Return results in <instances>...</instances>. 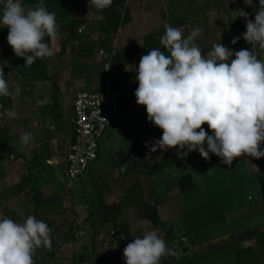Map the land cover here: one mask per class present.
I'll return each instance as SVG.
<instances>
[{
    "label": "crops",
    "instance_id": "obj_1",
    "mask_svg": "<svg viewBox=\"0 0 264 264\" xmlns=\"http://www.w3.org/2000/svg\"><path fill=\"white\" fill-rule=\"evenodd\" d=\"M52 1L49 0V5L46 7L49 12H54ZM128 2L129 7L126 0L125 9L128 10L129 21L121 26L108 42H100L98 34L92 32V28L97 30L98 24L104 18L102 10H100V17L92 25L94 18L88 0H67L63 3L59 8V13L63 16L55 14L60 38L54 42L48 41L50 46L56 50V54L51 58H39L38 73L29 72L22 58L14 54L13 49L7 43V35L0 42L4 43L0 45V65H3L10 91L16 93L17 88L19 89L18 94L14 93L16 105L13 104L14 99L11 97L12 108H15L17 115L15 120L12 119V122L16 123L15 134L13 127L10 126L9 141L10 145L18 153L24 155L28 162L19 160L13 163L21 162L23 167L27 164L29 167L27 173L30 170L34 175L42 168L47 174L48 171H52L55 175L56 171L53 166H61L63 173L60 160L73 141L74 98L81 91L100 92L105 89L107 86L105 75L107 74L104 71L99 51L101 49L110 50L113 47L117 50V56L110 72L113 77L110 86L113 91L125 97L124 103L129 101L131 111L126 118L118 116L115 120L113 118L110 132L119 134L124 141L125 149L129 151L118 149L109 152L104 162L103 178L97 185L99 191L93 204L98 205L101 202L107 206L116 203L127 204L129 207L121 211L113 224L126 225L129 239L121 243L117 253L102 252L99 256H95L96 242L95 238H92L88 244L83 246V251L86 250L84 256L89 259L86 262L81 261L82 264H93L92 261L99 264H125L123 249L126 245L136 237L142 238L145 232L153 229L157 230L158 235L166 245H169L166 238L172 236L169 237L165 233L169 228L168 224L176 218L184 220L187 212H183L180 207L182 203L179 199L185 192L180 189L179 179L188 176L195 184L193 168L189 166L188 171L183 175L173 172L163 177L162 190L164 193L156 194L155 182L159 174L167 172L168 168L173 165L189 162V156L200 154L198 151H192L182 159L177 155L175 148L167 151L159 149L155 152L150 151L151 145L162 136V130L148 121L145 107L136 103L134 93L138 87V81L135 80V69L139 66L141 56L146 55L153 48H161V51L168 54L160 44L166 23L180 29L185 37L191 30L201 28L202 34L193 43L202 49V54H206L213 43L219 42L235 51L250 49L251 46L243 38L235 44L231 43L233 38L242 37L246 31V21L242 17H237L236 11L242 9L250 13L249 19L254 21L256 9L259 6L258 1L253 7H244L245 0H239V2L230 0L231 12L229 7L223 6L219 0H128ZM70 20L84 21L82 25L87 26V34L71 41L68 26ZM76 40L80 42L79 45L75 44ZM126 48H128L127 51ZM121 66L124 68L121 69ZM203 127L209 135L212 134L207 124ZM26 132L32 134L33 140L25 146L22 145L20 136ZM146 142L149 145L147 147ZM100 156L101 145L99 158ZM131 156L134 158L131 159ZM209 156L210 166L216 171L228 169L227 171L232 174L236 171H245L254 182L264 179V157L255 159L241 156L236 158L229 167L221 163V159L215 154L209 153ZM122 170H125V173H122ZM246 186L249 187V183H246ZM261 191H263L261 192L263 199L256 205L236 210V214L240 212L238 215L231 214L228 206L211 204L214 207L213 213L219 214V226L211 225L212 223L208 220L200 226H188L183 234L187 242L181 248L183 251L186 247L188 251L183 253L182 257L198 249L200 256L197 258L202 259L204 254L214 252L215 247V253L229 252L239 264H252L248 250L257 248L260 240L258 236H249V233L252 234L255 230L262 231L264 228V189ZM237 193H234L235 197L232 198L231 204L239 201ZM249 200L253 201L251 198ZM142 202L157 209L160 218L159 225H153L147 217H142L145 213L142 212L140 217L134 210L133 207ZM225 212L226 216L222 215ZM242 218L248 222L246 228L234 231L230 225ZM225 222L228 223L224 224ZM250 222H252L251 225ZM113 226L107 225L108 228H114ZM174 244L175 241L170 243V249L173 250ZM205 245L209 247L203 248ZM261 254L264 255V252ZM254 255H257L256 252ZM167 256H163L160 263ZM256 258L261 259L260 255ZM261 261L259 264L264 263V259ZM174 264H184L183 258L175 259Z\"/></svg>",
    "mask_w": 264,
    "mask_h": 264
},
{
    "label": "clouds",
    "instance_id": "obj_2",
    "mask_svg": "<svg viewBox=\"0 0 264 264\" xmlns=\"http://www.w3.org/2000/svg\"><path fill=\"white\" fill-rule=\"evenodd\" d=\"M112 2L88 0L98 10ZM258 4L254 21L249 19L250 13L236 11L237 17L245 19L246 31L231 43L243 38L250 49L235 51L219 42L202 54L193 43L202 34L201 28L185 37L180 29L166 23L160 44L168 54L153 48L141 56L135 69L136 103L145 107L148 121L162 130L150 151L175 148L182 159L198 151L205 160L212 153L229 167L241 156L264 157V0ZM0 27L8 28L7 43L17 57L24 58V66L56 54L45 38L58 40L59 26L55 13L49 12L42 0L27 8L20 0H5ZM4 77L0 65V96L18 94V88L15 94L10 91ZM16 115L14 109L0 113L9 119ZM20 140L26 146L33 136L22 133ZM51 231L33 215L22 223L0 218V264H35V250L52 247ZM175 254L155 229L132 239L123 249L125 264H160L163 256Z\"/></svg>",
    "mask_w": 264,
    "mask_h": 264
},
{
    "label": "rangeland",
    "instance_id": "obj_3",
    "mask_svg": "<svg viewBox=\"0 0 264 264\" xmlns=\"http://www.w3.org/2000/svg\"><path fill=\"white\" fill-rule=\"evenodd\" d=\"M236 1L239 2V0ZM256 1L258 0H245L244 7H253ZM219 2H221L223 6L229 7V10L232 12L230 0H219ZM88 5L90 10H92V16L94 18V21H92L93 25L100 17L101 12L91 4L88 3ZM128 5L129 2L127 0V6ZM236 5H239V3H236ZM0 13H2V8H0ZM6 29L7 27H0V32ZM2 40L3 39H1L0 42H2ZM1 44L4 43H0V45ZM261 58L264 59V56ZM108 77L112 84V73H110ZM108 77L105 75L106 83ZM13 99V104L16 105L15 95ZM12 107L11 104V108L9 109H13ZM130 107L129 101L124 103L120 112L114 117V120L117 116L122 118L128 117L131 111ZM0 118H2V116H0ZM2 121H4V123L8 122V125L13 127L15 134V121L12 122V119L9 118H5ZM111 125L100 141L101 156L99 160L92 165L91 173L69 184L64 178L60 168L61 166H53L56 171L55 175L52 176V171H48L46 175L50 180L47 183L44 182L45 184L42 182L44 184L41 189L42 196L36 200L33 199L30 190H28L31 185L27 187V194H22L20 191V183L23 179V175L27 174V169H29V167L26 164H24L23 167L21 162H11L10 158L3 156L2 150L0 149V172L3 173V175H0V218L8 217L15 222L22 223L28 215L35 216L31 207L37 206V216L35 217L45 222L49 228L52 229V247L50 249L41 247L35 250L33 259L36 264H82L79 257L84 256L86 253V250L83 251V246L88 244L92 238H95L97 227L100 225V218L95 216L93 203L99 191L97 185L103 178L102 172L105 168L104 162L106 157L109 152L118 149H124L126 152L129 151L125 149L124 141L119 134H111ZM13 145L17 147L16 144ZM189 157V162L186 161L182 165H173L168 168L167 172L159 174L156 177V194L160 195L164 193L162 190L163 177L173 172L183 175L188 171L187 168L189 166L193 168L195 188L192 191L185 192L179 199L180 203H182V205H180L182 208L181 210L187 212L185 213L184 220L176 218L168 224L169 228L167 230L174 229L172 237L166 238L169 242V245H167L168 248H170V243L172 241H175V243L181 242L183 234L186 232L188 226H200L207 223V220L212 223L211 225L219 226V214L213 213L214 207L211 204H223L226 207L228 206L231 214H233L236 210L239 211V209L256 205L263 199V197H261L263 191L261 190L264 189V179H260L259 182L255 181V183L245 171H236L233 174L227 171L228 169L216 171L210 166L209 161L205 160L200 155ZM39 179L37 177L38 184L41 183ZM246 183H249V187L246 186ZM235 192H238V200L240 203L239 201H235V204H231L232 198L235 197ZM210 198H214V200L211 201ZM249 198L253 201H250ZM239 213L235 214L238 215ZM222 215L226 216V212L225 214L222 213ZM227 223L228 222H225L224 224ZM247 223L248 222L242 218L230 225V227H233L234 231L244 230ZM251 223L252 222L249 224L251 225ZM219 240L221 241L222 239ZM208 247L209 245H205L203 248ZM95 248V256H99L102 252H108L102 251L97 246ZM215 249L214 247V252L212 251L204 254L202 259L197 258L200 256L197 249L195 252L188 253L186 257H182L183 262L184 264H239L229 252L215 253ZM254 251L257 254L256 257L260 255L261 259H264V255L259 253L256 248Z\"/></svg>",
    "mask_w": 264,
    "mask_h": 264
},
{
    "label": "built area",
    "instance_id": "obj_4",
    "mask_svg": "<svg viewBox=\"0 0 264 264\" xmlns=\"http://www.w3.org/2000/svg\"><path fill=\"white\" fill-rule=\"evenodd\" d=\"M4 3L5 0H0L2 7ZM87 32L86 25L78 29L79 37L85 36ZM79 43L78 40L75 41L76 45ZM99 56L108 77L117 56V50L114 47L110 50L101 49ZM106 85L103 91H81L74 98L73 141L61 160L63 175L69 184L89 175L92 165L99 159L100 141L113 118L124 105L125 97L113 91L109 77ZM261 147L264 148V145ZM133 158L134 156H131V159ZM122 173H125V170H122ZM127 241V235L118 233L115 229L98 227L96 230V246L102 251L117 253L121 243ZM185 242L186 238L183 237L181 242L174 244L176 260L182 258L181 248Z\"/></svg>",
    "mask_w": 264,
    "mask_h": 264
},
{
    "label": "trees",
    "instance_id": "obj_5",
    "mask_svg": "<svg viewBox=\"0 0 264 264\" xmlns=\"http://www.w3.org/2000/svg\"><path fill=\"white\" fill-rule=\"evenodd\" d=\"M67 0H53L52 3L54 4L53 11L55 14L57 13L60 16H63V14L59 13V8L60 6L65 3ZM21 4L24 7H32L35 6L36 4L41 3V0H20ZM45 7H48L49 5V0L42 1ZM125 3L126 0H113L112 4L110 7L103 9V20L98 24L97 30L92 28V32L97 33L98 37L100 39V42H108L110 37L116 33L119 28L123 25H125L129 21V13L128 10L125 9ZM0 8L3 9V7L0 5ZM84 21H69L68 26H69V39L75 40L77 39L78 36V27H80ZM8 34V28L6 30H3L0 32V40L3 39L6 35ZM49 39L45 38V42L48 43ZM108 46V45H107ZM128 48H126V51ZM119 57V56H118ZM118 59V58H117ZM23 62H25L24 58H22ZM40 59L37 58L36 61L32 64V66H27V69L30 70L29 72L38 73V68H40ZM127 65V64H126ZM124 66H121V69H123ZM4 71V70H3ZM5 74V72H4ZM39 75V74H38ZM37 76V74H36ZM5 80L7 81V76L5 74ZM11 104V97H3L0 96V112L3 113L5 109H9ZM6 117L0 118V149L2 150L3 156L10 158L11 162H16L19 160L25 161V163H28L26 161V157L10 145V126L7 123H4L2 121ZM2 119V120H1ZM27 165V164H26ZM47 173L44 171V168L40 169V171L37 174H33L32 172H29L23 177L21 183H20V191L22 194H27V187L28 185H31L30 192L34 200L42 196L41 189L43 185L47 182H49V178L46 175ZM0 175H3L2 172H0ZM54 176V173H52ZM37 177L39 180H41V183H37ZM44 184H43V183ZM179 186L182 192H188L192 189H194L195 184L192 181V179L188 176H183L179 179ZM129 207L125 203H116L110 206L105 205L104 203L101 202V204H98L97 206L94 204V210H95V216L99 217V224L98 227L102 228H108L107 225H114L112 229H115L118 233H124L128 237V229L126 225H116L113 224L115 220L120 216V213L123 209H126ZM134 210L139 214L141 217V214L145 213L142 215V217H147V219L152 222L153 225H159L160 224V218L157 213V209L150 207L146 203H140L133 207ZM32 212L35 216H37V206L31 207ZM143 212V213H142ZM97 227V228H98ZM263 231V232H262ZM255 230L252 234L249 233V236H258L259 237V244L257 245L256 250H258L259 253L264 252V228L263 230ZM129 239V237H128ZM184 244H182V247ZM255 249L251 248L248 250L250 252V258H252V264H258L259 262L261 263V259H255ZM188 251V248L184 247L182 253H186ZM88 257H83L80 256L79 260L82 262L88 261ZM175 256L174 255H168L160 264H174ZM255 261V262H254ZM93 264H99L98 262L92 261ZM36 264V263H35ZM48 264V263H44ZM250 264V263H249Z\"/></svg>",
    "mask_w": 264,
    "mask_h": 264
},
{
    "label": "water",
    "instance_id": "obj_6",
    "mask_svg": "<svg viewBox=\"0 0 264 264\" xmlns=\"http://www.w3.org/2000/svg\"><path fill=\"white\" fill-rule=\"evenodd\" d=\"M166 233H167V236H169V237L172 236V230H167Z\"/></svg>",
    "mask_w": 264,
    "mask_h": 264
}]
</instances>
